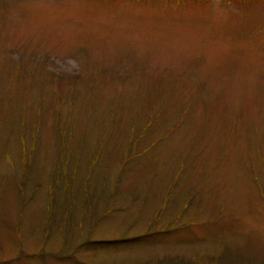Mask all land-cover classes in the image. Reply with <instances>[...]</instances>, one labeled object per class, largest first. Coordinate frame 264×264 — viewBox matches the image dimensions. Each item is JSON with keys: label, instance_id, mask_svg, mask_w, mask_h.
<instances>
[{"label": "rangeland", "instance_id": "obj_1", "mask_svg": "<svg viewBox=\"0 0 264 264\" xmlns=\"http://www.w3.org/2000/svg\"><path fill=\"white\" fill-rule=\"evenodd\" d=\"M0 264H264V0H0Z\"/></svg>", "mask_w": 264, "mask_h": 264}]
</instances>
